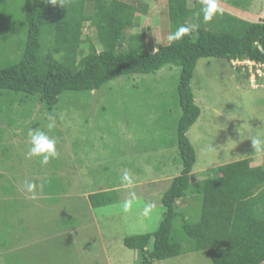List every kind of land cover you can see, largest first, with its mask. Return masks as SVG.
<instances>
[{
	"label": "rangeland",
	"instance_id": "rangeland-1",
	"mask_svg": "<svg viewBox=\"0 0 264 264\" xmlns=\"http://www.w3.org/2000/svg\"><path fill=\"white\" fill-rule=\"evenodd\" d=\"M141 1L148 12L137 13L139 25L126 28L125 34L143 28L148 49L168 44L167 1ZM216 2L249 20L261 17L264 7V0ZM201 12L198 8L199 25L210 28ZM25 25L23 1L1 0L0 65L17 58ZM82 38L83 54L89 51L88 40L102 49L88 23ZM246 68L216 57L196 64L190 86L200 115L186 133L197 156L194 187L215 176L220 165L245 158L252 166L264 165V151L252 143L254 138L264 141V88L259 85L264 71L253 87ZM180 74V66L166 64L156 72L119 76L92 91H64L53 108L37 96L0 89V264L141 263V251L123 241L158 228L162 195L181 172ZM49 117L56 121L51 131ZM32 131H44L56 141L58 156L47 164L26 157ZM98 191H106L113 202L91 205L87 194ZM176 208L190 221L200 219L198 199H180ZM181 224L177 217L173 232L184 251L154 264H213L207 251L187 249L191 242Z\"/></svg>",
	"mask_w": 264,
	"mask_h": 264
},
{
	"label": "trees",
	"instance_id": "trees-1",
	"mask_svg": "<svg viewBox=\"0 0 264 264\" xmlns=\"http://www.w3.org/2000/svg\"><path fill=\"white\" fill-rule=\"evenodd\" d=\"M22 1L24 39L14 52L17 58L0 65V89L37 96L53 108L64 91H92L116 77L156 72L166 64L181 67L178 95L182 115L177 146L182 169L162 195L164 212L158 228L124 238L125 246L141 251L140 264H154L184 251L173 232L177 217L191 242L187 249L207 251L213 264L263 263L264 165L252 166L248 158L220 165L215 176L199 180L194 187L191 172L197 156L186 133L200 115L190 86L200 58H222L229 63L249 59L264 64V7L257 20L222 9L216 14L217 21L214 16L207 22V28L199 25L197 16L203 1L193 0L194 5L189 6L188 0H166L171 32L181 25L193 30L171 44L148 49L143 28L129 35L124 32L139 25L137 13L148 12L147 3L141 0L136 4L124 0H67L65 7L45 0ZM85 23L95 28L101 50L88 40L89 51L82 53ZM106 193L88 194L91 205L112 203ZM188 198L200 200L197 221H190L176 208L178 200Z\"/></svg>",
	"mask_w": 264,
	"mask_h": 264
},
{
	"label": "clouds",
	"instance_id": "clouds-1",
	"mask_svg": "<svg viewBox=\"0 0 264 264\" xmlns=\"http://www.w3.org/2000/svg\"><path fill=\"white\" fill-rule=\"evenodd\" d=\"M45 2L53 6L59 5L61 7H65L67 0H45ZM201 11L203 13V19L205 22L211 21L217 13H222V9L218 8L216 0H203ZM192 30L193 28L190 26H179L174 32H171L168 35L167 39L169 44L182 39L183 36L187 35ZM55 126V118L49 117V123L47 124L48 130L51 131L53 128H55ZM252 143L256 151H264V141L259 138H254L252 139ZM30 144L31 147L26 153L27 158L40 157L41 164H47L50 159L56 158L58 156V152L56 150V141L50 138L44 131L30 132ZM124 179H128L127 175H125ZM33 187V185H29L28 190L31 191Z\"/></svg>",
	"mask_w": 264,
	"mask_h": 264
},
{
	"label": "built area",
	"instance_id": "built-area-1",
	"mask_svg": "<svg viewBox=\"0 0 264 264\" xmlns=\"http://www.w3.org/2000/svg\"><path fill=\"white\" fill-rule=\"evenodd\" d=\"M232 65L234 67L236 66H240V65H244V67H247L246 70L249 71V74L251 73L252 77L250 78L251 80V86L253 87H258L257 83H255V80L257 77L260 76V69L264 71V64H260V63H256L254 61H251V60H232L231 61ZM261 85L260 87H263L264 88V84H259Z\"/></svg>",
	"mask_w": 264,
	"mask_h": 264
},
{
	"label": "crops",
	"instance_id": "crops-1",
	"mask_svg": "<svg viewBox=\"0 0 264 264\" xmlns=\"http://www.w3.org/2000/svg\"><path fill=\"white\" fill-rule=\"evenodd\" d=\"M88 195V194H87Z\"/></svg>",
	"mask_w": 264,
	"mask_h": 264
}]
</instances>
